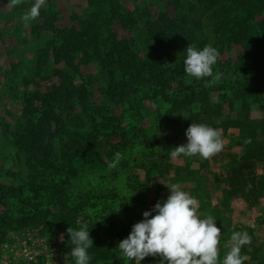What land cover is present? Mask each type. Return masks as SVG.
Returning a JSON list of instances; mask_svg holds the SVG:
<instances>
[{"label": "trees", "instance_id": "1", "mask_svg": "<svg viewBox=\"0 0 264 264\" xmlns=\"http://www.w3.org/2000/svg\"><path fill=\"white\" fill-rule=\"evenodd\" d=\"M201 2L204 12L218 13L223 40L228 45L240 44L251 61L248 66L240 63L239 71L243 78L234 80L229 87L230 94L225 99L214 101L211 94L220 90L218 85L206 84L204 80L187 83L178 79L162 65L143 61L123 39L113 37L109 54L115 69L110 75L109 99L122 103L127 96L126 89L144 78L150 90L140 95L139 105L144 100L153 99L167 104V110L163 114L158 113L154 124L142 130L138 139L131 140V149L134 145L142 147L134 149L133 153L127 148V134L121 132V124L113 117H105L101 123L90 117L93 130L84 137H68V142L56 153L50 142L51 129L55 128L53 131L62 140L64 133L59 112L70 108L73 94L78 90L68 79L67 71L64 73L53 68L55 76L62 80V86L49 94L37 93L26 97L22 110L25 123L16 125L13 131L5 129L14 137L15 148L25 159L30 174L23 184L6 187L0 193V244L9 239L7 237L11 232L25 229L36 232V236L46 242H58L61 237L62 250L68 255V260L59 264H75L70 255L72 245L66 229L87 227L93 241V247L89 249L90 264H119L118 250L114 246L128 235L131 226L142 218L143 211L169 195L165 185L171 186L173 181L167 183L166 178L170 175L173 179L183 175L192 177L196 173L194 164H198L200 170L207 168L208 159L182 157L183 166H177L168 155L170 147L181 145L177 136L185 132L192 122L206 123L223 132L237 130L229 146L240 147L241 153L237 169L225 179L229 185L226 195L253 203L264 197V177L259 178L256 174L258 169L264 171V142L260 139L264 136V23L258 19V14L264 10V2ZM111 5L114 12L104 22L109 24L117 18L125 28L133 24L128 15L120 12L122 7L117 0H111ZM194 25L200 26V22ZM79 26L78 31L63 35L64 51L56 45L41 54L48 58L51 50L54 65L64 57L69 67L73 66L70 54L81 51L80 62L86 64L89 57L87 50L98 52V42L105 25L100 20V14L96 13L80 21ZM149 33L152 40L167 51L175 46L181 49L187 45L204 46L194 33L183 36L177 31H158L155 27H150ZM116 74L120 77L116 78ZM35 102L40 105L35 106ZM235 102L240 103V118L224 114V104H228L229 114H232ZM255 106L262 110V117H250ZM119 133L120 143H110L109 137ZM102 137L104 141H101ZM103 151L115 170L106 178L93 180L88 187L80 185L78 176L82 172L96 169L104 163ZM117 152L120 153L118 161L115 159ZM130 166L142 171V181L136 184L129 182L127 170ZM153 179L160 182L150 194L149 186ZM204 197H199L197 207L202 218L208 216L210 208L208 197ZM211 213L219 225L221 208H213ZM245 230L252 232V229ZM250 242L248 239L247 243L239 245V250L246 252ZM159 259L158 256L146 257L141 264H159ZM256 264H264V260Z\"/></svg>", "mask_w": 264, "mask_h": 264}, {"label": "rangeland", "instance_id": "2", "mask_svg": "<svg viewBox=\"0 0 264 264\" xmlns=\"http://www.w3.org/2000/svg\"><path fill=\"white\" fill-rule=\"evenodd\" d=\"M117 1L122 7L120 12L128 15L133 23L126 28L117 18L112 19L109 24L104 22L114 12L111 10V0H50V2L44 0L39 9V15L27 24L21 17L25 11L30 10L35 0H19L14 6L11 0H0V193H3L2 190L6 187L23 184L30 174L25 159L15 148L14 137L5 129L13 131L16 125L25 123L22 110L25 107L26 97L37 93L38 95L49 94L62 86V80L55 76L53 68L64 73L67 71L68 79L78 90L76 94H73L70 108L59 112L61 130L64 133L62 140L53 131L55 128L51 129L50 142L56 153H59L60 148L68 142V137H84L93 130L90 117L95 118L99 123L103 122L105 117L117 119L123 129L121 132H125L126 138L129 139L127 144L129 151L133 153L134 149L142 148L134 145V149H131L133 147L131 140L138 139L142 130L154 124L156 115L163 114L168 105L153 99L144 100L139 105L140 95L150 90L144 78H141L140 83L126 89L127 96L122 103H114L109 99L110 75L115 69L109 54L113 37L116 40L123 39L128 48L136 52L143 61L151 65L160 64L178 79L193 83L201 80H195L183 73L182 61L185 55L183 49L175 46L170 51L165 50L152 40L149 30L150 27H155L158 31H177L183 36L194 33L204 46L211 45L218 50L219 55L213 70L214 73H221V76L219 80L210 83L220 87L219 91L211 94L214 101L225 99L226 95L230 94L229 87L234 80L243 78L242 72L239 71L240 63L246 66L251 64L240 44L228 45L223 40L219 29L218 13L204 12L202 0ZM261 1L264 2V0ZM96 13L100 14V20L105 26L98 42V52L93 53L91 49L87 50L89 57L86 64L80 62L81 51L70 54L73 56V66L69 67L64 57H61L62 60L54 65L51 50L48 58L41 54L50 46L56 45L58 49L64 51L63 35L70 31H78L79 22ZM258 19L264 23V10L258 14ZM198 22L200 26H195L194 24ZM119 77L120 75L116 74V78ZM34 105L40 104L35 102ZM229 113L231 111L225 103L224 114L240 118L242 115L240 103L235 102L232 114ZM251 116L260 118L263 112L255 106L250 112ZM184 133L182 131L177 136L180 144L186 143ZM220 135L223 139L221 131ZM120 137V133L112 135L109 141L112 144H118L121 141ZM260 139L264 142V136ZM101 141H104L103 137ZM225 148L224 144L223 149L212 156L215 159L212 163L214 170L219 168L221 169L219 171L224 173L233 170L238 159V156L235 159H229L228 155L231 154L225 151ZM222 160L223 166L220 163ZM178 161L183 163L181 158ZM103 162L96 169L82 172L78 176L81 180L80 185L88 187L93 180L106 178L115 170L106 158L105 151H103ZM127 175L129 182L134 184L142 181L143 178L142 171L132 166L128 168ZM260 175L264 174L261 172ZM166 179L167 183L173 181V184L180 185L182 190L188 186L196 194L204 191L207 196L210 195L207 189L203 190L200 187L203 182L208 183L209 180L200 179L198 171L192 177L183 175L179 179H173L171 175ZM159 182V179L152 180L149 186L150 194ZM216 188L217 191L213 192L210 198L222 210L221 221L219 225L217 224L221 229L217 244V264H224L225 256L235 246L232 239L235 232L247 233L248 239L251 240L246 247V252L244 249L238 252L241 264L261 262L264 260V234L259 231L260 233L255 237L254 232L258 229L262 230L264 199L253 203L239 198L234 204V207H238L239 214L228 217L225 212L229 211L228 206L232 198L226 195V187L220 182H216ZM245 229H252V232ZM7 238L9 239L0 244V264L67 263L68 255L62 250L61 237L58 242H46L38 238L36 232L25 229L18 233L11 232ZM117 263L122 264L120 260Z\"/></svg>", "mask_w": 264, "mask_h": 264}, {"label": "clouds", "instance_id": "3", "mask_svg": "<svg viewBox=\"0 0 264 264\" xmlns=\"http://www.w3.org/2000/svg\"><path fill=\"white\" fill-rule=\"evenodd\" d=\"M18 2L11 0L13 6ZM42 3L44 0H35L30 10L24 12L21 19L25 24L39 15ZM183 52L185 75L204 80L206 84L220 79L221 73H214L213 70L219 55L215 47L187 45ZM184 135L186 143L170 147L168 155L171 159L195 156L208 159L224 147L220 131L206 123H190ZM115 159H120L119 152L115 154ZM165 186L169 195L143 211L142 218L131 226L128 235L116 245L118 259L122 264H141L146 257L158 256L159 264H217L220 227L213 217L202 218L198 214L195 198L182 190L180 185ZM134 194L128 196L127 202ZM89 230L87 227L66 229L72 245L70 255L75 264H90L89 249L93 247V241ZM232 239L235 246L225 256L224 264H241L239 245L248 242L247 233L235 232Z\"/></svg>", "mask_w": 264, "mask_h": 264}, {"label": "crops", "instance_id": "4", "mask_svg": "<svg viewBox=\"0 0 264 264\" xmlns=\"http://www.w3.org/2000/svg\"><path fill=\"white\" fill-rule=\"evenodd\" d=\"M251 118H254V117H252L251 116ZM219 131H221V130H219ZM221 133H223V142H224V144H225V146H226V148H225V151H227V152H230V154L231 155H228V158L230 159H235V157H237L238 156V159H237V162H235L236 163V165H235V168L233 169V170H231V171H229V172H226V173H224V172H221V171H219V170H221V169H219L218 168V170L216 169V170H214V168H213V165H212V163L214 162V158L211 156L210 158H208V166H207V168H205V169H199V166H198V164H194V170H196V171H198V173H199V178L200 179H208L209 180V182L207 183V182H203L202 183V185H200V187L203 189V190H205V189H207L209 192H210V195L213 193V192H215V191H217V188H216V182H220L222 185H224L225 187H226V189H228L229 188V185H228V183L227 182H225V179H226V177L227 176H229L231 173H232V171H235L236 169H237V167H238V160H239V156H240V153H241V148L240 147H230L229 146V142L237 135V130L236 129H228L226 132H223V131H221ZM181 144H184V143H181ZM214 156V155H213ZM171 160H173V159H170V161ZM178 160H180V158H178V159H176V161H171L174 165H177V166H183V163H181L180 161H178ZM220 163H222V165L221 166H223V164H224V161L222 160V161H220ZM261 172H262V174H264V171L263 170H261V169H258L257 171H256V174H257V176L259 177V178H263L264 177V175H260L261 174ZM195 175V174H194ZM206 175V176H205ZM171 176V175H170ZM205 179V180H206ZM184 191H186V192H188L191 196H193L194 198H195V200H196V207H198L199 206V197H201V196H205L204 198H207L208 197V199H209V202H210V208H209V213H208V216H211V217H213L214 218V216L213 215H211V209H213V208H216V207H218L217 206V203L216 204H214L212 201H211V196L210 195H206L205 193H204V191H203V193H199V194H196V193H194L193 192V190L192 189H190L188 186L186 187V188H184L183 189ZM239 198H236V197H234V198H232L231 199V201H230V206H228V212H225V215L227 214L228 215V217L230 216L231 217V215L232 216H236V215H238L239 213L237 212L238 211V207H234V204H235V202L238 200ZM262 199H264V197L262 198ZM262 199H260V201L262 200ZM259 201V200H258ZM237 204V203H236ZM230 208V209H229ZM227 211V210H226ZM222 215V214H221ZM226 215V216H227ZM262 230L261 229H258V230H256L255 232H254V236L256 237V235L257 234H259L260 232H263V234H264V224L262 223ZM252 229H253V227H251ZM260 231V232H259Z\"/></svg>", "mask_w": 264, "mask_h": 264}]
</instances>
